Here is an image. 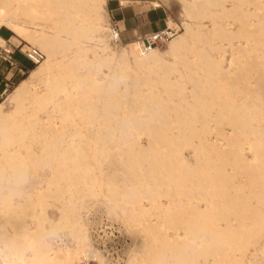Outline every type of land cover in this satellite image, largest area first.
Masks as SVG:
<instances>
[{
    "label": "bare ground",
    "instance_id": "1",
    "mask_svg": "<svg viewBox=\"0 0 264 264\" xmlns=\"http://www.w3.org/2000/svg\"><path fill=\"white\" fill-rule=\"evenodd\" d=\"M32 1L40 3L39 0H0L1 26L20 38L27 28L18 22V18L21 12H34L30 6L26 9V4ZM106 3L107 0H57L60 9L69 8V13L73 15L54 21L53 30L63 36L67 32L66 37L71 40H58L55 38L58 34L38 28L29 42L25 41L27 45L39 46L48 59L32 71L29 81H23L12 95V100L19 103L17 112L24 110L27 103L34 106L30 115L32 122L27 129L20 130L18 125L12 123L4 112L3 104L0 105V161L24 159L20 149L27 145V140L40 139L45 146L50 139L62 134L60 126L52 122V112L47 113V119L39 116L38 108L49 103L55 109L62 102L75 103L76 113L69 111L63 116V124L70 122L72 117L82 119L88 127L95 126L97 117L101 119L100 125L113 123L119 110L129 107L126 104L122 106L123 102L115 96L117 69L131 74L135 72L134 68L139 71L149 67L155 73H162L160 80L164 92L156 94L153 88L149 95L142 94L144 92L139 88L137 78L134 84L137 90L133 99L134 111L148 112L149 117H139L132 109V119L128 122L138 136L142 133L149 137V145L125 141L126 151L116 158V162L122 166V174L128 182L131 179L142 181L143 178V181H147L146 195L153 204L156 205V199L161 197L168 198L170 202L161 205L160 223L147 220L146 224L141 223L140 233L146 242L140 249L141 256L132 257L127 264H152L153 257L161 247L170 244L164 233L169 229H183L187 241L200 238L206 241L190 255L189 264H246L249 249L259 243L261 233H264V56L257 55L261 44H264L260 35V32H264L262 1L235 0L229 8L227 0H184L188 18L185 31L170 42V53L184 62L185 68L189 67V54L198 60L205 59L209 75L207 78L205 76L206 82L193 83L191 89L187 88V76L176 67L170 68L155 48L145 53L142 44L134 42L130 47L133 61L130 60L129 51L124 50L120 57L112 51L109 29L100 26L104 21ZM250 5H254L256 10L245 9ZM202 9L209 10L208 16L212 20L210 28H204ZM253 18L258 23L249 25ZM230 19L241 23L238 31L230 30ZM252 26L255 28L253 56H244L245 63H241L239 72L233 74L224 66L223 45L216 42L222 39L232 42L243 37L247 28L250 34ZM196 42L208 44L211 51L198 50ZM5 45L6 41L0 37V47L4 48ZM74 45L76 49H72ZM231 47L234 48L233 45ZM89 54H93V58ZM250 58L255 61H250ZM105 68H108V74L104 73ZM174 72H178L179 77L172 79ZM39 76L47 86L44 93L32 89ZM213 77L220 78L224 85L215 82ZM52 80L55 85H52ZM87 91L98 93L100 100L90 102L91 99L85 101L76 96ZM58 96H62L59 102L56 101ZM226 127H230L232 132L227 133ZM30 134L35 136L30 137ZM72 140L75 141L74 138ZM105 141L106 138L100 136L95 142L105 144ZM61 142L65 143V140L61 139ZM95 148L93 161L106 157L102 146ZM187 149L194 153L195 163L186 159ZM246 152H253V159H247ZM65 157L74 160L78 167L65 178H48L44 186L45 181L37 183L39 188L31 193L28 206L45 211L51 196L54 202L61 204L65 214L78 217L80 227L74 237L77 247L74 250H57L53 245L32 257L28 264H76L80 255L85 261L97 258L101 264H106L92 243L77 205L65 198L64 190H52V185L58 188L73 178L86 184L92 181L88 178L94 167L83 150L62 152L61 166L66 161ZM110 178V195H116L119 193L114 183L117 176ZM239 178L246 180L243 183ZM151 180L155 184L149 183ZM143 186L141 184L140 187ZM130 190L132 196L127 193L122 196L125 203L131 206L126 212L131 219L140 218L145 214L140 204L147 197L138 191L136 185ZM7 206H12L11 201ZM230 217L238 222L237 228ZM184 248L177 251L182 252ZM210 256L213 261H210Z\"/></svg>",
    "mask_w": 264,
    "mask_h": 264
},
{
    "label": "rangeland",
    "instance_id": "2",
    "mask_svg": "<svg viewBox=\"0 0 264 264\" xmlns=\"http://www.w3.org/2000/svg\"><path fill=\"white\" fill-rule=\"evenodd\" d=\"M39 1L40 3H36V1H32L31 3L26 4L27 5L26 9H28L30 6V8H33L34 12L32 11H27L26 13L21 12V17L18 18L19 19L18 22L20 24H24L27 30L22 32V36L20 38L15 36V34H13L7 28L1 26V21H0V30H1L0 37L6 41L5 47L4 48L0 47V105L3 104L5 114L9 116L12 123H15V125L19 126L20 130L25 128L27 129L30 123L32 122L30 115L34 110V106L27 103L25 105L26 108H24V110L17 112L19 109L18 108L19 103L12 100V95L15 93V91L23 81L25 80L29 81L32 71L43 65L45 61L48 59L47 55L42 51V49L39 46L33 44L27 45L25 41L29 42V40L32 38L35 32L38 31V28H45L51 32H54L55 34H58V36H55V38L58 40H63V41L71 40L70 38L66 37L67 32H65L64 33L65 36H63L60 35V33H57V31L53 30L54 21L63 19L65 16L67 17L73 15V13H69L71 9L69 8L60 9L59 5L56 4L57 0H39ZM188 1H192V0H188ZM261 1L263 3V10H264V0ZM234 2L235 0H227L226 3L227 7L231 8ZM137 4L145 5L146 9L150 7L160 8L159 10L165 12L166 14L168 27L178 32L176 36L184 33L185 23L187 22L188 19L187 16L185 15L184 0H107V3L105 5L104 21L100 24V26L109 29L111 21L112 19H114L113 15L115 14L117 9L126 8V7L128 8L132 5L137 6ZM245 9L251 11L256 10L254 5L246 6ZM217 10H220V8H217ZM200 11L201 13L204 14V18L202 20V23L204 24V28L205 29L210 28L211 26L210 23L212 20L208 16L209 10L202 9ZM262 13L264 14V11H262ZM228 23H231L230 30L233 32L238 31L239 30L238 28H240L241 26V23L235 22L234 19H230ZM253 23H258L256 18H253L248 22L249 25L250 24L253 25ZM254 29L255 28H253L252 26L253 31H251L250 33L251 35H250L249 33H247V31L249 32L250 29L247 28L244 35H242L243 37L236 38L232 42L226 39L217 40L216 42V44L218 45H223L224 66L226 67V69H230V71L233 74L239 72L241 63H245L246 57L244 58V56H249V57L250 55L253 56L252 49H254L255 47V42H254L255 36L253 34V32H255ZM37 35L40 37L39 33H37ZM245 35L246 37H244ZM260 35L262 41H264V32H260ZM13 37L15 38L13 39ZM110 42H111L110 45L112 51L116 52V55L118 57L121 56L124 50L129 51L130 60L133 61L130 47L133 45L134 42L123 46H116L114 43H112L111 38H110ZM137 43L141 45V42H137ZM169 45L170 43L167 45H161L155 49L159 51V53L162 55L164 60L167 61L170 68L176 67V69H179L181 73L187 76L186 77V82L188 83L187 88L191 89L193 87V83L196 84V82L200 84L202 82H206L205 76L206 78L207 76H209L207 73L208 72L207 61L203 58L199 59L200 60L199 61L198 59L195 58L193 54H189L188 63H187L189 67L185 68V63L179 61L175 55H172L170 53ZM232 45L234 46V48L236 47H240V48L239 49L236 48L238 50L237 51L236 49L231 47ZM196 47L198 50L206 49L208 51H211L210 46L208 44H205L204 42H196ZM29 48H35L40 50L46 57L44 62H42L37 66L30 63L25 57V52ZM76 48H77L76 45L72 47V49H76ZM5 50L11 51V57H13V61L16 64L15 70L12 73H10L11 67L8 66L7 63L5 62V59L6 58L8 59V53L5 52ZM239 51L241 52L239 53ZM109 54L110 52L108 53V55ZM257 55L262 57L264 56V44H261V50L257 52ZM89 57L93 58V54H89ZM249 60L255 61V59L253 58H250ZM231 61L233 62L231 63ZM134 70L136 73L132 72L131 74L125 72L120 68H118L116 71L115 84L117 86L116 87L117 91L115 92L116 93L115 96L117 95V99L120 98L119 100L123 102L122 106L125 104L127 107L129 106L127 109L121 108L119 110L118 113L119 115L117 116V118H115L116 122L114 121L111 124L105 123L103 125H100L101 119L97 117V121L94 124L95 126L88 127L85 126V122L82 119L78 117H72L70 119V122H66L63 124L62 121L63 116L68 114L69 111L74 114L76 113L75 103L62 102L60 103V105H58V108L56 109L52 103H49L47 106L43 108H38L39 116L41 118L47 119V113L52 112L54 117L52 119V122L55 125L60 126L61 128L60 131H62V134L50 139L48 141V144L45 146L41 144V142L39 141L40 139L38 141H33L31 139L27 140L28 141L27 145L20 149L25 156L24 159H31L34 156L38 157L42 154V152L45 149L53 148L55 150V159L51 167L49 169H44L37 172L32 183L29 185L28 191L31 193L33 191H36L35 188H39V185L37 183H39L40 181H45L44 184H42V186H44L46 182L51 179L54 180L55 178L67 177V174L70 171L73 172L75 168L78 167L76 162L68 157H65L66 161L61 166L62 161L60 160H61L62 152L64 151L75 152L77 150H83L90 157L89 161L93 164L94 167V169L89 172L90 178H88V180H92L91 182H87L88 184H86L83 180L73 178L72 180L70 179L67 180L64 184H62L58 188L52 185V190L54 192L60 189L64 190L65 198L68 201L74 202L77 205V210L79 211L78 213L81 216V220L84 223L86 229L88 228L86 223L84 222L83 216L87 213L88 210L93 212V215L95 217L92 218L95 219L106 218L113 226H116L115 228H117V226L123 227V238H126L128 240V245H129V248L128 247L126 248L127 261L125 264H127L132 257L141 256V254L139 253L140 249L142 245L146 242V239L143 238V234L140 233L141 223L146 224L147 221L156 224L160 223L159 217L162 211L161 205H166V204L168 205L170 202L168 198L161 197L156 199V205L153 204L152 200L150 198L148 199L146 195L147 181H143L144 179L143 178L142 181L131 179L128 182L127 179L122 174L123 173L122 166L118 165L116 162L117 161L116 158L120 154L126 151L125 141L127 142L135 141L142 146L149 145V137L146 134H142V133L140 136H138L136 131L132 128V125L128 123L129 120L132 119L130 111H132V109L134 111V106H135V102H133L134 94L135 92H137V90L134 88V84H136L135 80H137L138 78L139 81L138 83L140 85L139 88L144 92L142 94L149 95L150 90H153V88H155L154 91L156 94H160L164 92V88L161 85V80H160V75H162V73L160 72L155 73V71L149 69V67L148 69L144 68L143 69L144 72L142 69L138 71L137 68L136 69L134 68ZM104 73L105 74L109 73L108 68L104 69ZM148 76L149 78H146ZM175 77H179L178 72L177 73L174 72L171 75L172 79H175ZM219 80L220 78H214L215 82H219L221 85H224V82H221ZM252 82L254 81L252 80ZM52 85H55L54 80H52ZM32 89L36 90L39 93L46 92L47 86L41 76L35 79ZM198 90H200V88H198ZM126 93L127 95L126 97H124ZM76 96L80 97L81 99H85V101L87 100L89 101L91 99L90 102H93L94 101L93 99H95V102L97 100H100L98 93L95 92L92 93L87 91L85 93L76 94ZM61 98L62 96L56 97V101L60 100ZM135 111L134 112L137 113L136 115H138L139 117L141 116L143 118L149 117L148 112L145 111L138 112V109H135ZM10 127L11 129H13V126ZM226 132L231 133L232 132L231 128L226 127ZM33 136H35V134H30V137ZM100 136H104L106 138L105 144H101V143L96 144L95 141ZM73 138L75 140L74 142L72 140ZM61 139L65 140V143H62ZM118 141L120 143H118ZM101 146L103 147V152L106 155V157H103L101 158V160L95 162L93 161V156L96 150L95 147H101ZM100 157L101 156L99 155L98 158L100 159ZM185 157L190 163H195L194 153L190 149H187L185 151ZM246 157L247 159L251 160L254 157V153L246 152ZM146 166L147 165L145 164V167ZM112 175L117 176V178L114 179V183L119 193L116 195H110V191L108 189V184H110V179H111L110 177ZM239 180L244 183L246 178H239ZM149 183L155 184V181L151 180ZM141 184H144V186L140 187ZM127 185H129L130 188H128ZM134 185L137 186V188L139 189L138 191L144 194V196L147 197V199H143L142 203L140 204L141 207L145 210L144 216H141L140 218H136V219H131L129 213L126 212L131 208V206L125 203L126 201L122 198V196H124V194L126 193L129 194V196H132V192L130 189ZM49 203L50 204L47 206V209L45 211H41L40 208L34 209L33 207H29L28 205L26 207H18L13 204L10 207L6 206L3 209H0V211L25 212L24 216L21 219L14 221L15 223L17 222V225L19 227H22L24 225H30L32 223L31 221L32 215L39 218L47 214L48 217L51 219H58L60 215V211L63 210L61 204L56 201L54 202V197L51 196L49 198ZM230 218L232 219L234 226L237 228L238 222L235 220L234 217H230ZM103 227L104 230H106L104 224ZM164 233H166L170 245L174 246L176 250L184 247H188L190 249L197 244H200V247H202L204 244H206V241H204L202 238L196 239L192 242L187 241L188 239L186 238L185 235L186 233L183 229H179V230L169 229L168 231L164 230ZM65 238L66 241L68 242L66 246H57L55 244L54 246L57 248V250H59L58 248H62V249L67 248L69 250H74L77 247L76 240L74 238L72 239L71 236L68 235H66ZM100 253L104 258L101 251ZM82 256L83 255H80L79 258L75 261L76 264H101L97 258H92L90 261H85ZM163 258L167 260L168 257L165 256ZM209 258L210 261H213L212 256H210ZM187 259L191 260V256H188ZM104 261L106 262V264H111L106 259ZM246 264H264V233H261L259 243L255 247L249 249L246 256Z\"/></svg>",
    "mask_w": 264,
    "mask_h": 264
},
{
    "label": "clouds",
    "instance_id": "3",
    "mask_svg": "<svg viewBox=\"0 0 264 264\" xmlns=\"http://www.w3.org/2000/svg\"><path fill=\"white\" fill-rule=\"evenodd\" d=\"M54 159L55 150L49 148L36 158L0 161V209L10 201L18 207H26L31 195L29 185L37 172L51 167ZM24 214L0 211V264H28L32 257L62 242L66 235L73 239L78 234L79 218L63 211L58 219H51L47 214L39 218L32 215L30 225L17 227L14 221ZM199 247L197 244L178 252L174 246L164 245L153 257L152 264H189L187 257ZM165 256L167 260L163 258Z\"/></svg>",
    "mask_w": 264,
    "mask_h": 264
},
{
    "label": "built area",
    "instance_id": "4",
    "mask_svg": "<svg viewBox=\"0 0 264 264\" xmlns=\"http://www.w3.org/2000/svg\"><path fill=\"white\" fill-rule=\"evenodd\" d=\"M177 34L178 32H176V30L167 26L165 31L150 34L139 42L142 44V50L147 53L153 48L169 44ZM109 36L112 39V43L120 46L124 45L121 39V29L115 21H111ZM25 57L35 66L41 64L45 60L44 54L35 48H29L25 52ZM5 62L11 68L15 66V62L12 58H6ZM83 217L93 244L102 252L104 258L111 264H125L127 261L126 248H129V245L128 240L123 238V227L117 226V228H115L116 226H113L106 218H92L95 216L90 210H88ZM103 224L106 230H104ZM67 244L66 238H64L62 242L55 243L57 246H66Z\"/></svg>",
    "mask_w": 264,
    "mask_h": 264
},
{
    "label": "crops",
    "instance_id": "5",
    "mask_svg": "<svg viewBox=\"0 0 264 264\" xmlns=\"http://www.w3.org/2000/svg\"><path fill=\"white\" fill-rule=\"evenodd\" d=\"M159 9L160 8L151 7L146 9L145 5L138 4L137 6L132 5L128 8L117 9L113 15L114 19H112V21L118 23L121 29L123 44L128 45L133 42H139L150 34L165 31L168 26V21L165 12ZM14 38L15 37H13V39ZM5 52L8 53V58L13 59L10 50H5ZM15 67L16 64L10 69V73L15 70Z\"/></svg>",
    "mask_w": 264,
    "mask_h": 264
}]
</instances>
